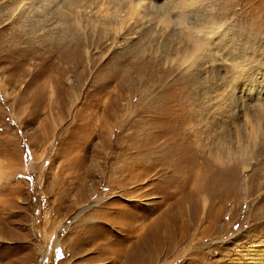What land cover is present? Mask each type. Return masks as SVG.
<instances>
[{
	"label": "rangeland",
	"instance_id": "rangeland-1",
	"mask_svg": "<svg viewBox=\"0 0 264 264\" xmlns=\"http://www.w3.org/2000/svg\"><path fill=\"white\" fill-rule=\"evenodd\" d=\"M35 1L0 0V264H264V0L85 30Z\"/></svg>",
	"mask_w": 264,
	"mask_h": 264
},
{
	"label": "bare ground",
	"instance_id": "bare-ground-1",
	"mask_svg": "<svg viewBox=\"0 0 264 264\" xmlns=\"http://www.w3.org/2000/svg\"><path fill=\"white\" fill-rule=\"evenodd\" d=\"M45 1L51 2L53 6L52 10H54V14L60 11L62 8L66 7L67 13L65 17V23H68L71 20L74 26L76 25L78 28L83 29V30H85L91 22H93L94 24H100V25L111 23L114 25V27L115 26L121 27L122 23L128 24L130 21L134 19V17H137L138 15H140L139 10L143 6L140 3H142V1L148 2L146 0H136V1L134 0H89L92 2V4H95L97 1V5L99 7V12H97L96 14H93L92 16L93 18H91L89 17V14H90L89 12L92 11V9L90 8L92 4L91 5L87 4L88 0H37L35 1L36 2L35 4H41L40 8L43 9L44 8L43 3ZM115 2H117V6H113L110 8L105 7L104 9L101 8L103 6H106L107 4L111 6V4ZM148 3L149 5L147 4L146 5L147 8H145L146 12H148L147 11L148 9L150 12L157 13L159 22L166 24L167 22L166 15H169L170 11L179 10L180 11L179 18H182L184 16L183 13L186 10V8L190 6L191 0H163L162 5L160 4L161 6L159 4L158 6H155V1L152 2L151 4L150 2ZM188 35L189 37L191 36L194 37L196 41H198V37L196 33H188ZM238 73L239 74L237 75V77L243 74V71H240ZM248 82L246 83V86L244 85V87L246 88L248 86L251 89L252 96H251V99L248 100V102L244 103L246 105L245 109L247 111V114L244 119L245 133H246L245 135L247 137V143H246L247 146H243L239 148L241 158H244L243 156L247 155L248 153L247 148H249L252 144L257 145L255 143L256 142L255 140H257L258 133L260 134L261 132L262 135L264 136V88H263L264 83L261 84L262 87L259 85H256L255 88L261 87L259 88L260 91H262L263 89L262 93L260 92V94L259 95L257 94L256 96L254 94V91H252V87H254V84L248 83ZM155 153L156 151L151 153V156ZM232 157L233 155H231V160L235 159L234 157L232 159ZM219 160L222 161L223 159L220 158ZM101 202L102 200H97L95 203H93V205L90 204V205L85 206L83 208V212L92 206H96L100 204Z\"/></svg>",
	"mask_w": 264,
	"mask_h": 264
}]
</instances>
